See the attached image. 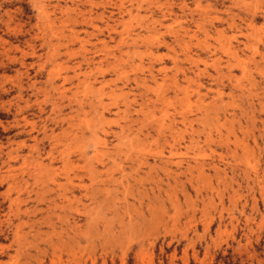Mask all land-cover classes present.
Returning a JSON list of instances; mask_svg holds the SVG:
<instances>
[{"label": "rangeland", "instance_id": "1", "mask_svg": "<svg viewBox=\"0 0 264 264\" xmlns=\"http://www.w3.org/2000/svg\"><path fill=\"white\" fill-rule=\"evenodd\" d=\"M0 264H264V0H0Z\"/></svg>", "mask_w": 264, "mask_h": 264}]
</instances>
